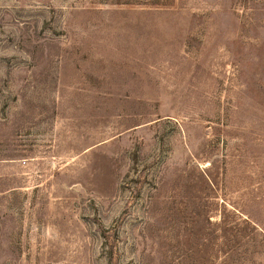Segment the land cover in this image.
<instances>
[{"label": "rangeland", "instance_id": "1", "mask_svg": "<svg viewBox=\"0 0 264 264\" xmlns=\"http://www.w3.org/2000/svg\"><path fill=\"white\" fill-rule=\"evenodd\" d=\"M0 264H264V0H0Z\"/></svg>", "mask_w": 264, "mask_h": 264}]
</instances>
